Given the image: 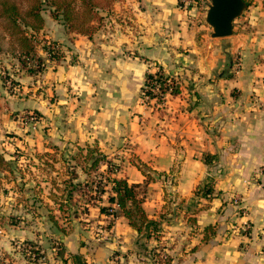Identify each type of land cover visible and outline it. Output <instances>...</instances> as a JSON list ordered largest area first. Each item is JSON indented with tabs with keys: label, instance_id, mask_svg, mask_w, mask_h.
Instances as JSON below:
<instances>
[{
	"label": "crops",
	"instance_id": "0c3cea01",
	"mask_svg": "<svg viewBox=\"0 0 264 264\" xmlns=\"http://www.w3.org/2000/svg\"><path fill=\"white\" fill-rule=\"evenodd\" d=\"M201 1L187 9L179 0H119L92 35L68 32L46 15L41 33L61 41L64 56L40 73L0 52V146L19 165L4 178L12 189L0 191V264H28L19 252L26 240L46 253L38 264H166L157 260L163 252L168 264H264V0H247L224 37L211 35V0ZM6 69L17 87L5 84ZM157 71L178 84L161 113L142 96L147 73ZM29 110L39 115L34 126L19 117ZM94 142L113 160L121 156L112 176L144 182L142 165L161 174L148 182L144 201L148 216L162 219L158 236L102 211L110 189L88 212L62 218L61 153ZM107 171L102 162L94 176ZM208 176L211 196L196 195ZM244 220L245 233L234 228ZM208 224L214 231L204 239ZM168 242L174 246L161 252Z\"/></svg>",
	"mask_w": 264,
	"mask_h": 264
},
{
	"label": "trees",
	"instance_id": "16d2710c",
	"mask_svg": "<svg viewBox=\"0 0 264 264\" xmlns=\"http://www.w3.org/2000/svg\"><path fill=\"white\" fill-rule=\"evenodd\" d=\"M116 1L119 0H0V52L9 53L17 58L19 60V69H25L30 73L43 72L48 62L59 61L64 56L62 42L48 39L41 33L46 23L47 11L50 12V16L63 23L68 32L92 35L106 22ZM48 41H51L50 43H59V48L51 47ZM8 71L10 70L8 69ZM151 75L152 73H147L148 77ZM10 77H12V85H8L7 82ZM4 82L10 88L18 86V80L10 72L8 75H4ZM177 91L178 88L175 87L173 92ZM86 145L76 156L77 158L83 157L85 169L88 172L96 171L100 163L107 162L108 171L106 173L102 172L101 176L90 181V190L86 193L88 198H86L84 203L86 207H83L85 209L82 213L88 212L89 202L97 199L101 200L102 195L110 189L108 203L101 205L102 211L108 214L113 212L115 216L123 214L138 231L143 232L145 230L148 237L152 235L158 236L162 229V219L148 216L144 206L146 195L141 190L142 183L130 182L127 177L123 176H112L111 173L116 172L115 169H121V164L108 157V154H105L96 142L87 143ZM17 160L18 157L15 155L14 157L8 156V153L0 146V191L3 187V177H7L9 172L13 173L16 169H19ZM205 160L210 162L211 158L209 155L206 154ZM70 173L68 195L71 194V189L74 186L76 187L77 183L83 182L74 181L79 174L75 165L70 167ZM146 174L148 173L146 172ZM149 179H151V175L148 174L147 180ZM110 183L112 185L108 188L107 186ZM212 184L213 182L210 180L204 181L196 189V195L211 196L213 191ZM63 202L64 200H60V209L64 204ZM113 205L116 207L111 211ZM194 213L188 215V220L192 223L196 222ZM62 215L65 216L63 211ZM162 218H164V215H162ZM112 224L113 220H110L105 227L109 228ZM65 229L63 227V230ZM209 230L214 231L212 224L205 226L204 239L209 237L207 233ZM26 242L34 245L33 251L36 253V260L31 264H38L42 259L48 260L46 253L42 251L37 241L26 240ZM158 254L159 252L153 251V256ZM58 255L61 257L64 255L63 245L58 250ZM159 257L158 261L161 263L165 262L168 264L171 261L169 253H166L165 257L160 253ZM64 260L66 261L65 258Z\"/></svg>",
	"mask_w": 264,
	"mask_h": 264
},
{
	"label": "rangeland",
	"instance_id": "374dc122",
	"mask_svg": "<svg viewBox=\"0 0 264 264\" xmlns=\"http://www.w3.org/2000/svg\"><path fill=\"white\" fill-rule=\"evenodd\" d=\"M201 3H202V1L199 0L197 3L191 4L189 6L191 7V6H195L197 4L199 5ZM49 13L50 12L47 11L46 12V15H49ZM77 33H79V32H77ZM2 59L3 58L0 57L1 62H3ZM4 75H8V69H6ZM236 93H237V98H239L240 91H237ZM162 110H164V109H162ZM162 110H159V112L161 113ZM81 146H83V147H81ZM86 146H87L86 144H84V145H77L75 151L73 150L74 152L72 151L69 154H64V152L61 153V159H63V162L62 163L64 164V166H66V169L63 170V176H61V178H60L61 179L60 180L61 185L59 186L60 193L58 194L60 200L61 201L64 200V202H63L64 204L62 205L61 209L65 213V216H62V218H65L66 216L68 217L69 215L76 214V212H82L85 209L83 207L86 205V204H84L85 201H86V198H88V195L86 193L88 192V190H90L89 189L90 188V181L93 178H96L94 176L95 171L88 172L85 169V167H84V163L85 162L83 161L84 160L83 157L82 156H80L79 158L76 157L80 153V151L82 150V148H85ZM120 157L121 156L117 157L118 160H116V163L118 161V163L121 164V168H122V160H120L121 159ZM70 165H75L76 168H78V170H79L78 173L79 174H78L77 181H83V182L77 183L76 187L74 186L71 189L72 190L71 194L68 195V192H69L68 179L71 176V173H70V167L67 168V166H70ZM142 168H143V170H145L147 172V170H148V167L147 166L142 165ZM147 173L151 175V179L154 178V177H160L161 176V174L152 173V172H149V171ZM18 174H19V171H18ZM164 178L167 179L166 175L163 177V179ZM151 179H149V180L146 179L144 182H141L142 183L141 190L145 192V195L146 196L148 194V189H149L148 188V182ZM171 179L173 181H175L174 177H172V176H171L170 179H167V180L170 181ZM206 180H210V181L213 182L212 176H208V178H206L204 181H206ZM2 186L3 187L1 189V192L4 195H7L6 193L7 192L9 193L10 189H12V188L9 187V185L7 184L6 179H4V177L2 179ZM16 186L17 187L15 188V190L18 191L19 193L24 189V187L21 184H18V185L16 184ZM145 199H146V197H145ZM3 203L0 202V209H2V204ZM176 207L178 209L177 214L180 215L183 212V209L184 208L180 204H178V203H176ZM189 208H190L189 210L194 209V204H191L189 206ZM173 215L174 214H170L169 217H172ZM175 216H176V214H175ZM169 217L168 216H165L164 218H166V219L168 218L169 219ZM1 220H3V218ZM189 222H190V224H192L191 221H189ZM172 246H174V242L165 243L164 245H161L162 248H161L160 251L162 252V251L166 250L165 247L166 248H170Z\"/></svg>",
	"mask_w": 264,
	"mask_h": 264
},
{
	"label": "built area",
	"instance_id": "2783aa9c",
	"mask_svg": "<svg viewBox=\"0 0 264 264\" xmlns=\"http://www.w3.org/2000/svg\"><path fill=\"white\" fill-rule=\"evenodd\" d=\"M199 0H179L181 7L189 9V5L197 3ZM131 26V24H129ZM51 41H48L50 43ZM51 47L59 48V43H50ZM151 76H146V82L144 84L142 96L144 103L147 106H150L152 110H162L166 107L167 104V94L172 92L175 87H177V80L175 77L164 74L163 72H150ZM8 85H12V77L7 81ZM19 117L26 126H34L38 121L39 115L35 110L24 111L19 113ZM116 162V160H115ZM118 163V161H117ZM120 169H115L117 172ZM115 205L111 208V211L114 210ZM245 210V209H244ZM243 214L246 215V210L243 211ZM111 216H114L113 212H110ZM238 231L246 232L250 228V222L244 220L241 224H236L234 226ZM62 247L60 241L55 242L54 252L58 254V250ZM34 245L22 242L19 244V252L26 259L28 264L34 263L36 260V253L33 251ZM162 255L165 257L166 253L163 252ZM67 264H75L73 261H70Z\"/></svg>",
	"mask_w": 264,
	"mask_h": 264
},
{
	"label": "water",
	"instance_id": "95a60500",
	"mask_svg": "<svg viewBox=\"0 0 264 264\" xmlns=\"http://www.w3.org/2000/svg\"><path fill=\"white\" fill-rule=\"evenodd\" d=\"M248 8L247 0H211L207 6L206 22L212 27L213 37L234 33V21Z\"/></svg>",
	"mask_w": 264,
	"mask_h": 264
}]
</instances>
